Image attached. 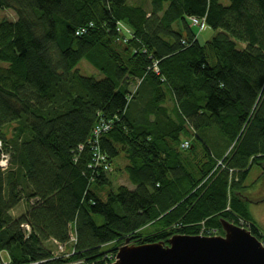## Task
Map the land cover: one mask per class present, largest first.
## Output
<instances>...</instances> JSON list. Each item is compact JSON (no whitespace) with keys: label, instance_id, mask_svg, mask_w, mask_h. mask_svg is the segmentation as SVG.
Listing matches in <instances>:
<instances>
[{"label":"trees","instance_id":"16d2710c","mask_svg":"<svg viewBox=\"0 0 264 264\" xmlns=\"http://www.w3.org/2000/svg\"><path fill=\"white\" fill-rule=\"evenodd\" d=\"M0 8L17 16L0 21L3 264H111L127 239L221 234L222 218L264 244L245 199L251 168L264 171V0ZM120 158L134 188L112 184Z\"/></svg>","mask_w":264,"mask_h":264},{"label":"water","instance_id":"95a60500","mask_svg":"<svg viewBox=\"0 0 264 264\" xmlns=\"http://www.w3.org/2000/svg\"><path fill=\"white\" fill-rule=\"evenodd\" d=\"M220 221L218 235L176 234L167 242L145 244H131L127 239L111 264H264L263 242L247 228Z\"/></svg>","mask_w":264,"mask_h":264},{"label":"rangeland","instance_id":"374dc122","mask_svg":"<svg viewBox=\"0 0 264 264\" xmlns=\"http://www.w3.org/2000/svg\"><path fill=\"white\" fill-rule=\"evenodd\" d=\"M222 2L228 3V0H222ZM5 18L10 19V20H15L17 16L15 12L11 9L0 8V21ZM182 32L183 34H186L185 30H183ZM214 32L215 31L213 29L206 27L202 29L201 31H199L198 37L200 41L203 43L206 40L210 39L214 35ZM240 45H243V44H240ZM92 67L84 59L79 63V68L81 69V72L83 74L93 75L97 78H102L104 76L100 71ZM0 146H1V142H0ZM4 159H8V155H6L4 158L2 157V159H0V163ZM118 161L120 164L119 169L116 170V168H114L113 172L110 174L113 186L117 187L118 185L124 184L128 186L129 188H134L135 186L129 181L128 175L124 169L126 161L123 158L118 159L117 162ZM117 162H116V165H117ZM263 172L264 171L262 167L259 165H254L251 168L250 174L246 181L247 188H246L245 194L248 197V199L251 201L249 203V208L251 210L252 216L254 220L258 223L261 231L264 233V173ZM107 189H108V186L105 188V190ZM25 208H26V204L24 202L20 203L19 205H17V207L13 209V214L18 215L22 211H24ZM243 225H241V227H244ZM50 246L52 247V249L55 251L56 254L59 253L58 252L59 250L56 244L50 243ZM2 255L6 258L7 253L3 252Z\"/></svg>","mask_w":264,"mask_h":264},{"label":"built area","instance_id":"2783aa9c","mask_svg":"<svg viewBox=\"0 0 264 264\" xmlns=\"http://www.w3.org/2000/svg\"><path fill=\"white\" fill-rule=\"evenodd\" d=\"M193 21L195 24L199 23L196 19H194ZM108 127H109L108 123H103L100 127L98 126L96 128L95 132H96V134H99L100 132H104L105 130H107ZM188 146H189V143L187 141H185L183 143V147H188ZM102 158H103V155L96 151V154H95L96 161H98L99 159H102ZM241 225H243V221H241ZM217 232H218L217 229H211L208 232H206V235H213V234H216ZM201 234H204V232L202 231ZM59 248H60V250H63V246H59ZM3 263H4L3 260L2 261L0 260V264H3Z\"/></svg>","mask_w":264,"mask_h":264},{"label":"bare ground","instance_id":"6f19581e","mask_svg":"<svg viewBox=\"0 0 264 264\" xmlns=\"http://www.w3.org/2000/svg\"><path fill=\"white\" fill-rule=\"evenodd\" d=\"M217 231H218V229H217ZM216 234L218 235L219 231ZM201 235H204V234H201ZM213 235H215V234H213ZM0 260H6V258L2 254H0Z\"/></svg>","mask_w":264,"mask_h":264}]
</instances>
